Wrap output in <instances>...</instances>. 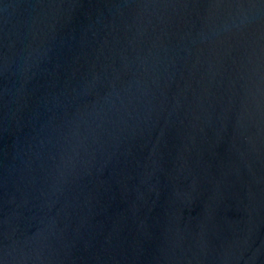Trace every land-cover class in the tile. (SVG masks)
Here are the masks:
<instances>
[{
  "label": "water",
  "instance_id": "95a60500",
  "mask_svg": "<svg viewBox=\"0 0 264 264\" xmlns=\"http://www.w3.org/2000/svg\"><path fill=\"white\" fill-rule=\"evenodd\" d=\"M0 264H264V0H0Z\"/></svg>",
  "mask_w": 264,
  "mask_h": 264
}]
</instances>
